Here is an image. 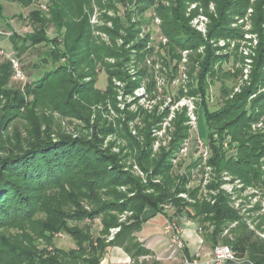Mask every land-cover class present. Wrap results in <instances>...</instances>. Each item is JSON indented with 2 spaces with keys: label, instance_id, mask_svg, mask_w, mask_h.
<instances>
[{
  "label": "rangeland",
  "instance_id": "rangeland-1",
  "mask_svg": "<svg viewBox=\"0 0 264 264\" xmlns=\"http://www.w3.org/2000/svg\"><path fill=\"white\" fill-rule=\"evenodd\" d=\"M100 2L101 7L97 0H92L88 11L90 36L87 43L93 46V55H87L84 51L80 55L74 54L77 53L72 51L75 48H72L74 37L68 40L67 46L66 32L59 31L51 22L46 35L42 36L47 38V42L32 46L24 55L18 56L24 80L14 81L12 76L9 85L23 95L25 106L17 120L3 127L5 147L22 142L34 128L32 123L37 121L35 125L41 133L50 132L55 141L60 135L67 136L74 142L83 141L95 151L102 152L109 171L118 169L128 174V182L118 187L117 191L129 196L134 195L130 191L131 179L136 178L143 185H149L152 181L162 185L164 179L155 174L154 167L165 159L161 160L163 152H169V158L164 161L172 165V173L178 178L177 184L185 176L189 181L186 189L192 192L199 188L198 199L211 205L220 192L225 193L230 207L238 211L243 223L254 231L258 239L264 240V179L248 185L231 172L211 165L214 157L212 144L220 145L225 157L233 159L239 154V143L233 140L227 129L219 130L224 122L212 126L210 142L204 118V109L207 113L219 111L228 100L251 86L256 59L260 54L261 35H264V19L260 14L255 15L254 8L239 14L231 13L229 24L224 29L233 30V37H221L217 36L222 28L217 29L219 6L216 0H182L179 13L185 21L184 25L191 31V35L186 36L191 47L183 48L166 32V22L161 16L163 7L170 9L176 6L174 0ZM255 2L251 0V4ZM3 7L4 18L0 17L5 21L0 20V31L3 32L9 31L4 25L10 21L16 32L30 35L37 31L30 20V12L50 15L49 0H38L29 8L10 2H4ZM14 29H10L11 35ZM210 49L218 61L213 63L206 77L203 94L199 91L198 77ZM7 61L6 57L0 55V65ZM48 72L55 73L54 79L57 80L49 85L55 92L53 100L45 99L39 90L33 92L31 84ZM88 85L90 91L82 93ZM262 93L264 88L248 98L254 108L251 113L256 119L249 126L253 135H264V99L257 96ZM183 121L186 136L170 152L173 145H177L174 143L178 126ZM147 157L151 162L145 169L140 164L141 159ZM110 189L98 191L95 196H81L79 189L76 188L72 194L61 186L44 193L41 200L44 209L59 207L68 213L83 210L86 213L84 218L69 219L66 224L72 229H90L92 241L95 242L103 229L101 216H96L98 207L94 205L95 200L108 202ZM189 193L180 197L194 203L188 198ZM74 199L79 206L73 203ZM163 209L167 216L164 211L161 215L168 220V215H172L173 221L179 226L181 224L183 231L189 223H195L184 217L177 219L172 204L164 205ZM118 216L123 224L134 217L132 212ZM36 219L42 224L48 220L45 213L37 215ZM195 225L198 234V225ZM38 227L34 228L31 221L15 225L3 231L2 239L5 238L18 251L16 255L28 252L45 257L56 249L65 252L78 249L72 235L65 231L54 234L49 242L39 234ZM258 227L260 230H257ZM114 229L120 228L111 229L107 234L108 240ZM141 235L145 238L158 235L162 241L169 239L168 255L182 258L166 230L150 226L145 227ZM185 246L187 251V244ZM212 251V247L203 243L197 246L193 254L200 252V257H203L207 252L211 257ZM120 254L124 255L122 252ZM3 255L12 257L15 254L0 251V257ZM72 255L77 258L67 264L82 263L81 256ZM86 257H83L84 261ZM149 257L138 264L152 261ZM237 257L241 262V256ZM107 260L114 259L107 255ZM129 264H134V261L129 260Z\"/></svg>",
  "mask_w": 264,
  "mask_h": 264
},
{
  "label": "trees",
  "instance_id": "trees-1",
  "mask_svg": "<svg viewBox=\"0 0 264 264\" xmlns=\"http://www.w3.org/2000/svg\"><path fill=\"white\" fill-rule=\"evenodd\" d=\"M37 1L0 0V17L4 18V2L29 8ZM97 2L100 6V0ZM175 4L176 6L170 9L162 8L161 5L163 9L161 16L166 22V32L183 48H190L191 45L186 36L191 35V31L184 25L185 21L182 14L179 13L182 10V0H174ZM216 4L219 6L217 29L222 28V31L217 32V36L233 37V30L224 29L229 24L232 14H239L254 8L255 15L260 14L262 20L264 19V0H256L254 4H251V0H216ZM91 6L92 0H49L50 18L39 11L30 12V20L35 24L34 30L37 31L30 35L13 32L9 41L16 57L24 55L32 46L47 42V38L42 36L46 35L51 22H54L59 31L66 32L67 46L68 40H72L70 38L74 37L72 48H75L72 51L77 52L74 54L80 55L84 51L87 55H93V46L87 43L90 36L88 11ZM261 38L260 54L256 59L251 86L245 88L233 99L228 100L219 111L207 113V110L204 109L210 142L213 134L210 131L212 126H218L224 122V126H220L219 130L227 129L233 140L239 143V154L233 159L225 157L220 145L212 144L214 157L211 165L231 172L248 185L258 182L259 179H264V163H262L264 135L250 133L249 126L256 119L251 113V109H254L252 102H248L251 94H257L261 88H264V35H261ZM198 39L200 40V38ZM45 60L47 61V59ZM217 61L218 57L214 51L212 49L207 51L198 77L199 91L203 94L206 77L211 72L213 63ZM13 74L10 61L0 65V113H3L0 116V251H11L15 254L12 257L1 256L0 264H67L77 258L72 257V254L82 257L80 264H101L110 247L121 248L134 261V264H138L141 258L153 256V252L138 242L135 234L141 231L146 222L147 211H152L153 214H163V206L169 204L174 206L173 213L177 219L184 217L197 223L204 243L212 247L213 250L220 246L218 244H224L230 246L236 256H241V262L228 264H264V240L258 239L254 231H250L243 223L238 211L230 207L226 194L220 192L215 197V203L211 205L198 199L199 190L197 189L199 188L192 192L186 189L189 181L185 176L181 177L177 184L178 178H175L172 173V165L166 164L164 161L169 158V152H163L161 160L165 157L164 160L158 163L155 161L157 164L154 171L157 176L163 177L162 185L155 184L153 181L149 185H143L140 180L134 178L130 183V191L134 195L129 196L117 191L118 187L128 182V174L118 169L109 171L108 163L103 160L102 152L95 151L83 141L74 142L67 136L60 135L55 141L50 132L41 133V130L35 125L37 121L32 123L34 128L27 133L28 137L22 142L18 141L15 146L5 147L3 127H7L9 123L17 120L21 115V109L25 106L23 95L19 90L12 89L9 85ZM54 75L55 73L48 72L42 78L33 81L31 83L33 92L39 90L45 99L53 100L55 92L49 85L57 81L54 79ZM46 83H48L47 86H45ZM87 91H90L89 85L82 93ZM257 96L264 99V93ZM183 124L184 121L179 123V132L176 143H174L177 145H173L170 152H173L186 136ZM149 162L151 161L148 157L142 158L140 165L146 169ZM61 186L67 188L72 194L77 188L80 190L81 196L83 194L95 196L98 191L111 188L108 202L101 203V199L95 200L94 205L98 207L97 214H95L101 216L103 226L100 232L101 236L95 242L92 241L90 229H72L66 224L69 219L84 218L86 213L83 210L78 209L74 213H68L59 207L51 208L49 206L48 209H44L41 200L44 193ZM188 193V198L194 203L180 197V195ZM73 203L79 206L77 200L74 199ZM125 212H132L134 217L128 220L129 223L123 224L118 215ZM43 213L46 214L48 220L42 224L37 221L39 219H36V216ZM164 215L167 216L166 213ZM168 216L170 218V220L167 219L168 221L177 224L176 221H173L172 215ZM28 221L32 222L34 228L39 226V234L49 242L54 234L65 231L72 235L78 249L69 252L56 249L53 254L45 257H37L33 255L34 253L29 254L28 252H20L19 255H16L18 251L5 238L2 239V233L6 228ZM235 223L237 225L233 227ZM118 227L121 229L120 232L115 235L113 240L109 241L107 239L109 231ZM257 230L260 228L258 227ZM226 231L228 232L224 235ZM186 255L190 257L187 251ZM85 256L87 257L84 261L83 257Z\"/></svg>",
  "mask_w": 264,
  "mask_h": 264
},
{
  "label": "crops",
  "instance_id": "crops-1",
  "mask_svg": "<svg viewBox=\"0 0 264 264\" xmlns=\"http://www.w3.org/2000/svg\"><path fill=\"white\" fill-rule=\"evenodd\" d=\"M2 19L3 18H1L0 20L2 22H5L4 19L3 20ZM6 23L7 25L5 24L4 26L5 28H9V31H4V32L11 33L10 31L13 30L14 27H12L9 24L11 23L10 21H6ZM1 26L0 28H2ZM14 31L16 30L14 29ZM4 47H7L8 50L5 49ZM0 50H3L8 56H11L12 54L15 53L9 39L3 36H0ZM166 224H167V219H165V216H162L161 214H153L152 211H147L146 222L143 224L141 231L135 234L138 242H140L145 248L152 251L154 255V257H149V259H152V261L150 260L146 261L145 264H147L148 262L152 264H181L182 259L180 257H174L172 255H168V248L170 246L169 239L162 241L161 236L158 235H155L151 238H145L141 235L143 234L145 227L153 226L163 231L165 230ZM184 239L187 244L188 254L192 256V254L196 252L197 246L199 245L197 227L195 223H189L186 226V229L184 231ZM120 252H122V254L124 255H121ZM107 255L113 257L114 260L113 261L107 260L108 262H106ZM125 257L127 258V260ZM143 259L144 257L141 258V260ZM210 259L211 257L209 256V253L205 252L204 256L201 258V262L206 263ZM129 260H131V258L121 248L110 247L108 248L105 257L103 258L102 264H129Z\"/></svg>",
  "mask_w": 264,
  "mask_h": 264
},
{
  "label": "built area",
  "instance_id": "built-area-1",
  "mask_svg": "<svg viewBox=\"0 0 264 264\" xmlns=\"http://www.w3.org/2000/svg\"><path fill=\"white\" fill-rule=\"evenodd\" d=\"M0 36H6L7 38L11 36L10 33H5L0 31ZM0 55L3 57H6L13 68V80L14 81H22L24 80V73L22 71V66L20 60L16 57V53L12 54L11 56L6 55V53L3 50H0ZM120 229H114L112 231L111 237L109 238V241L113 240L115 237V234L119 232ZM166 233L170 235V241L172 245L176 247V249L179 251V255L182 257L181 264H228V263H237L238 259L235 254V252L232 250L230 246L220 245L217 246L212 251V256L209 261L206 263L201 262V253H195L194 255H190V257H187L186 255V244L184 245V239H183V227L176 224L175 222L167 221V224L165 226ZM199 230V229H198ZM198 241L199 244L202 245L204 243V240L201 236V231L199 230L198 233ZM147 258V257H144Z\"/></svg>",
  "mask_w": 264,
  "mask_h": 264
}]
</instances>
